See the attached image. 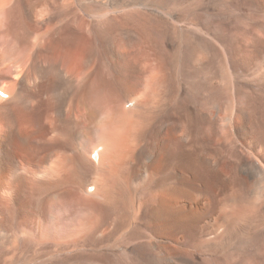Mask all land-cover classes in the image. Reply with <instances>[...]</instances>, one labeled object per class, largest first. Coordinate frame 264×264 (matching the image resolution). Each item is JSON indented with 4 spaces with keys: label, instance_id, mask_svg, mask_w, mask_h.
I'll return each mask as SVG.
<instances>
[{
    "label": "rangeland",
    "instance_id": "374dc122",
    "mask_svg": "<svg viewBox=\"0 0 264 264\" xmlns=\"http://www.w3.org/2000/svg\"><path fill=\"white\" fill-rule=\"evenodd\" d=\"M17 1L18 0H0V15H1L0 21L1 22H5L4 16H6L5 14H6V12H8L5 10H9L13 5H15V3ZM83 1L86 2L85 3L86 5L88 4L87 6H89V7H87V8H89V9H87L88 10L87 12L91 13V15H89L87 13V22L88 21L90 22V20H91V24L88 23V26L89 25H90V27L92 26L91 28L89 27V31H90L89 35H92L91 36L92 38L90 40V44H89L90 46H89L88 52H90L91 54H95L97 57L95 68H94V70H95L94 72H96V73L99 72L100 66L103 63H105L107 60L104 55L109 53L110 46H112L111 42L115 43L117 37L122 35L124 30H125L124 34H126L129 32L130 28L132 27L131 25L124 23V18L123 17L121 18V16H123L125 14H129V13H137V12L138 13L139 12L140 13H147L150 15L153 14L152 15L153 18L149 21L150 23L148 22V24H147V26L148 25L149 26L146 27L147 29H149V36L145 40L144 47H146V51L151 55V61H154L156 65H154V62L153 63L149 62L150 60L147 61L148 64L143 63V65H146V67L148 69L145 70V72L141 73V75H139V76H140L142 81H145V79H147V77L149 78V75H151L154 78L153 79L150 76L149 82L154 81V83L157 85V88H156V85H154V83H150V85H151L150 89L151 90L155 88L154 91L156 92V89H157V93H154V95L157 97H155L154 95L152 96V97H155V99L157 98V101L156 100L153 101V98L149 99V101L152 100L153 102H155V105H154V103L151 101V103L154 105V106L152 105V110L150 108V110L152 112L149 111L150 114L147 113V116H144L141 119L140 125H138L139 128L138 127L136 128L138 131L137 132L138 136L140 135L138 138L139 140H137L136 149L133 147H130L131 150L133 148V150L137 151L134 154L135 156L139 152H143L142 148H143V150L147 149L146 148L147 142L142 141L144 136L149 137V134H151L150 136L152 137L153 136L152 133L156 134L157 129L162 130L163 127L165 128V127L171 125L173 122H176V121H181L182 123L184 122L183 126L186 127V129H188L187 132L189 134L193 135V137L198 138V137H201V135H204L206 133V135L208 136V139H210L211 141L213 140V143H216V138H215L216 136L214 135V133L216 132L217 136L219 137V135H221L219 138L223 139L222 145L227 146V148L230 145L229 148L236 150L237 153L239 152V154H241V155L246 154L245 156L247 158L253 159L254 158L253 156H256L258 153L261 155L263 154V152H264V118H263V115H264V96H263L264 95V25H263L264 24V0H147L148 2L146 0H143L137 4L131 3L133 6L130 3L127 4V2L122 3V4H125V5H123L124 7H122L124 9L121 8V9L115 10L111 14L100 9L101 6H99V3H100V5H104V3H105L104 0H98L99 2L97 0H93V1L92 0H89V1L83 0ZM96 1H97V3H96ZM73 3L74 4L77 3V0H74ZM89 3H90V5H89ZM92 3L97 4V6L92 4ZM101 3H103V4H101ZM126 6H129V7L127 8ZM90 7H93V8L91 9ZM94 7H96V8H94ZM44 9L45 8L36 9L34 11L35 17L32 21L26 20L24 18L23 20L13 21L12 24H10V25L6 24V25H3L2 27L0 26V81H5L7 86L9 85L8 86L9 90L12 89V87H11V86H13L12 83L16 82L14 80V78L11 76L13 74V71H14L13 69L17 65H19V66H17V72L19 74H21L25 68V65L21 64L20 61L23 59L22 58V54H23L22 52H23V50H25L26 47L23 44L17 46L16 38H14V35H15V33H20V35H22L25 27H27L30 31L31 30L33 31L34 29L39 28L42 21H43L41 11ZM99 12H100V14H99ZM1 13H3V14H1ZM96 14H97V16H95ZM98 16H99V19L96 18ZM112 16L113 17L116 16V17L114 18L113 21H109L112 18ZM158 18H161V19H158ZM115 19H116V21H115ZM163 19H164V21H163ZM98 20H100V21H98ZM93 21H94V23H92ZM120 21H121V23H120ZM1 22H0V25H1ZM113 23H115V24H113ZM115 27L118 29L116 30ZM168 27L170 28V30ZM258 28H260V31L258 30ZM43 29H46L45 32H47V31H49L50 26H46ZM152 30H153V34L151 33ZM116 31L117 32L119 31V32L117 33ZM155 32H157V33H155ZM111 35H113V36H111ZM166 37H168V38L165 39ZM168 40H170V41L168 42ZM236 40H238V41H236ZM248 40H250V41H248ZM46 41H47L48 45H50L52 43L50 38L49 39L46 38ZM241 41H242V43H241ZM170 42L172 44H170ZM26 43H27V45H32L31 40H27ZM210 44H211V46H210ZM261 46H263V48ZM49 48L52 51H54V47L50 46ZM200 48L203 50H201ZM236 48L238 50H236ZM174 49H178V50H174ZM150 50H152V51H150ZM213 50H215V52ZM245 50H246V52H244ZM174 51H176L178 53H176ZM169 52H170V54H169ZM257 52H258V55H256ZM57 53L59 54V52H57ZM173 54H175V55H173ZM216 54L219 56H216ZM259 54H261V55H259ZM164 56H165V58H164ZM174 56H176L175 58L177 59V61H174V59H173ZM177 56H178V58H177ZM24 57L27 58V55H25ZM79 57L81 58V56L77 55V56H75L74 59H72L69 62V71L71 74H78L77 71L79 69ZM214 57H215V59H214ZM20 58H22V59L19 60ZM207 58H209V59H207ZM252 59H253V62H252ZM204 60H205V62H204ZM17 61H18V63H17ZM236 61H238V62H236ZM173 62H178V63L177 64L174 63V64H176V65H174ZM210 62H211V64H210ZM214 62L216 63V65ZM240 63H242V64H240ZM243 63L244 64L248 63V64H245V66H246L245 67ZM172 65H174V66H172ZM252 65H254V66L252 67ZM191 67H192V69H191ZM53 68H54V66H53ZM155 68H157V69H155ZM172 68H173V70H172ZM190 69L192 70V72ZM246 69L248 71L249 70L250 71L248 72ZM150 71H152V73H154V72L155 73L151 74ZM255 71H257V72L255 73ZM262 71H263V73H262ZM245 72L246 73L248 72V73L246 74ZM188 75H189V77H188ZM259 75H261V77H259ZM192 76H194V77H192ZM242 76L244 77L243 79L245 81L241 78ZM187 78H189V79L187 80ZM163 79H164V81H163ZM49 81H50V83H49ZM55 83H56V81H55ZM20 84H22V82ZM78 84H79V82H78ZM50 85H51V87H50ZM79 86H81V85H79ZM139 87L140 86H138L136 88L137 90H135V91H137V92L135 94L140 92L143 88V86L141 88H139ZM152 87H154V88H152ZM44 88L46 90L47 89H50V90L53 89L54 88V79L53 78L48 79L46 81V87H44ZM180 88H182V89H180ZM18 89H19V91H17L18 92V98H20L21 101L24 100L28 103L31 102L33 104V103L37 102V100H39L40 95L38 96L36 94H28L27 92H23L24 88H22V85H18L17 90ZM56 89H57V87L55 88V90ZM58 90H60L59 87L57 89V92H58ZM42 91H43V88H42ZM215 91H217V92H215ZM172 92H175L176 94L172 93ZM157 94H159V95H157ZM217 94H219V95H217ZM22 95H24V96H22ZM244 96H245V98H243ZM1 97L8 99V97L5 95L3 96V94H1ZM231 97L234 98L233 103H232L233 99ZM248 97L249 98L252 97L251 100ZM256 97H257V99H256ZM259 97H260V99H258ZM47 98H48V96H47V94L45 95V93L43 94V96L42 95L40 96V100L46 101ZM230 98L232 101H230ZM119 100L120 99L118 98V100L114 101V103L117 102V104L114 106L115 109H117V110L121 109V103L123 102L122 100H120V101ZM249 100H250V102H249ZM218 101H219V103H218ZM220 102H221V105L219 106ZM114 103H113V105H114ZM216 103H218V105H216ZM228 103H230V104H228ZM182 104H183V107H180V106H182ZM232 104H234V105H232ZM40 105H42V104H39L38 107L36 106V108L42 114L40 116L39 121H38V123H40V126L38 128L33 129L34 132L32 129H30L26 125L19 123L20 124V126H19L20 133L23 136L29 137V139H31L33 141L35 140L36 142L39 143V147L36 149V152H35V155L37 154L38 157H36V156L34 157L33 155H30V154L29 155L27 154L28 156L21 154L20 150L16 147L17 145L15 144L14 134L4 132L5 127H4V129L0 128V129H2V131L0 130V132L5 133L7 135V149L5 151V154L0 156V183H4V185L0 188L1 189L0 190V224L3 223L1 225V229H0V235H1V237H0V264H148L146 261V258H147V255H148L147 253L149 252V250L143 246H136L135 247V244L130 245V246L126 245L127 244L126 237H127L128 233L125 231H129L127 229H131V227H132L131 226V222H132L131 220H133V216H134L133 211L136 210L135 206L133 205V196H131V195L134 192L135 188L138 186L140 189L139 188H137V189H139L140 192L142 190H144L147 187V185L149 184L151 179L150 178L146 179L144 177L142 178L141 176H138V175H134L132 180H131V178H129L127 172L124 171L125 169L123 168V166L125 165L123 163H124L125 157L127 155L124 152L125 151L128 152L129 147L127 149L124 148L125 151L123 152L124 153L123 154L121 152L124 150L123 149L124 146H123L120 148V153L123 154L122 158H121V159H123V161H121V159H120L118 161V164H117V166H120V168L123 170H121V169L118 170L119 167L115 166L110 171L112 177L108 171H106V173H104V174H106L105 177L102 175L103 178H101V179L107 181V182L103 181V182H105L104 183L105 185L107 184L106 187L109 185V187L106 188V190L108 192L106 193L105 197L103 198L104 200H100V201L99 200H93L95 198L101 199L98 196H95V197L92 196V198H90L91 194H86L87 193L86 189L88 188L90 190V188L93 187L92 185H90V183L95 182L99 178V174H98V172L95 171L94 165H92L93 161L91 160V157H90V154L92 153L93 148H95L94 144H97V138L95 136H92V139H94L92 141H90V140L80 141L75 136V131H73L72 125L70 126L68 124L63 125L58 130H54L53 129L54 127H58L57 126L58 122L56 120H52L51 118L45 116L43 113L46 110V105L45 104H43V106H40ZM239 105H240V107H239ZM256 105H258V106L256 107ZM162 106H163V108H162ZM17 107H19V105L16 102L15 103H9L7 101L6 102L0 101V115L4 114L5 111H6V113H8V111L9 112L15 111V109H17ZM229 107H231V109ZM153 108H154V110H153ZM261 108H263V109H261ZM172 111L173 112L175 111L177 114L175 112L173 114ZM237 111H239L240 114ZM244 111L247 112V118L248 119L250 118V120H252L254 118L255 121L257 119V121H256L257 130L259 131L258 133H257V130L254 131V133H252V135H251L253 138L250 136V138L248 140V142L252 143L255 147L254 148H247L248 150H246V151L244 149L242 150V148L240 149L239 145H238L239 148L238 147L235 148V139H233L234 137L239 135L238 129H240V124H242V121L244 120V117H245ZM190 112L192 113L191 116H194L195 118L194 117L191 118ZM193 113H194V115H193ZM242 113H243V115H242ZM238 114H239V116L237 117ZM229 115H231V116H229ZM257 115H258V117H257ZM174 116H175V118H174ZM259 116H261V118H259ZM239 117H240V119L243 118V120H240ZM251 117H252V119H251ZM174 119H176V120H174ZM180 119H183V120H180ZM168 120H170L171 122L173 121V122L171 123ZM231 121H232V123H231ZM167 122H168V124H167ZM186 123H187V125H186ZM148 124H149V126H148ZM258 125H260L262 127H258ZM129 127L130 126L124 128V129H119V132L122 134H125V132H128L127 128H129ZM117 128H118V126H117ZM212 128H213V136H212V132H211ZM231 128H233V129L231 130ZM145 129H147L148 132ZM227 130H230V131L228 132ZM56 132H58V133H56ZM59 132L63 133V134L60 133V136H64L63 139H61V137L58 135ZM219 132H220V134H219ZM140 133L142 135L144 134L142 138H141L142 135ZM234 134L236 136H234ZM57 137H60V138H57ZM46 141L49 143H46ZM51 141L52 142L54 141L53 143H55V144H53ZM217 141H218V138H217ZM93 142H94V144H93ZM139 142H140V144H139ZM142 142H144L145 145H143ZM260 142H261V144L263 143V145H261ZM58 143H60V144L58 145ZM63 143H65V144H63ZM231 143H233L234 145ZM138 144L143 145V147L138 146ZM237 144L238 143L236 142V146H237ZM197 145H199V142H197L196 147H197ZM45 147L47 149H45ZM49 147H50V149L48 150ZM125 147H126V145H125ZM139 147H140V149H139ZM91 148H92V150H90ZM51 149H53V150H51ZM44 150H46L47 152ZM50 151L53 153L51 155V157L50 158L45 157V156L49 155V153H51ZM242 151L243 152L245 151V152L243 153ZM129 152H130V150H129ZM64 153H66V154H64ZM62 154H64V155H62ZM94 154H96V153L92 154V158H93ZM59 155L61 158H59ZM77 155H81V156H77ZM82 155H84V156H82ZM62 156L64 157V159ZM74 156H75V158H74ZM54 158H55V160L57 159V161H55L57 163L53 162ZM77 158H80V159H77ZM81 158L86 165L84 167V169H86V170H84V172L85 171L86 172L84 173L85 175L83 177H81L83 184H81V185L77 184L76 185V183H74V181H76V175L80 174L78 172H79V170H81V167H82V162L80 161ZM86 158H88V159H86ZM260 158H262V156H260ZM47 159H49V160H47ZM58 159H60V160H58ZM29 160H31V161H29ZM44 160H46V161H44ZM73 160H75V161H73ZM68 162H70V163H68ZM226 162L228 163L227 160H226ZM67 163L70 165H67ZM79 163H80V165H79ZM261 163H263L262 166H264V162H261ZM79 166H81V167H79ZM86 167H90L92 170L90 168H86ZM88 171H90V172H88ZM172 171L174 172V169ZM263 171H264V169H263ZM125 172H126V175H124ZM57 173H59V174H57ZM117 173H119V174H117ZM120 173H121V177H120V180H118ZM165 173L166 172H163L160 170H155L153 172V180L155 181V184L157 185L156 186V188H157L156 193H155V195L154 194L151 195L152 197L150 195L147 196L148 198L146 196L143 197L145 200L142 199V206H141L140 213L138 216L140 221L139 220L137 221L138 225L136 224L137 225L136 230L138 228H140V229L143 228L146 231L145 228H147V232H149V234H151L150 232L155 233L153 231L154 230L153 226L151 225V223L153 222L152 214L154 213V209L156 208L155 205L158 203L160 198L165 194V192L168 191L167 188H169V186L167 184L168 182L165 181L167 179ZM170 173H171V170H170ZM59 175L61 177H59ZM116 176H118V177L116 178ZM186 176H187V178L191 179L192 173H187ZM110 177H111V179H110ZM105 178H107V179H105ZM134 178H136V179H134ZM140 178L143 181H141ZM25 179H27V180H25ZM29 179L33 180L35 183L37 182L36 184L38 186H34V188H33L29 184H26L29 182ZM61 179H63V180H61ZM23 180H25V181H23ZM123 180H124V182H123ZM127 180H129V182L131 180V183H128ZM133 180L135 183L133 182ZM67 181L69 183H67ZM86 181L88 183H86ZM250 181L253 183L250 182L249 190L247 189L246 193L242 194L243 196L237 192L236 188L230 190V192L228 194L229 197H231V196L234 197L235 192H236L237 194L235 197V201L238 202V203H236V202L230 203L229 200L224 201L225 199H228L227 195H225V194L221 195L219 190L213 191V188L211 189L213 191V194L211 193L212 199L210 196L208 199V197L206 195L207 193L205 194V192L207 191V186L205 187V184H206L205 181L204 180H202V181L197 180L198 183L196 182V187L198 189V191H197L198 196L196 195V199L199 197L197 201H199L201 206L204 208H206L207 204H208V206H211V207L213 206V204L214 205L217 204V208H218V206L221 205V203L224 201V203H222L223 211H224V213L227 212L228 214H230V216L228 218L229 219L228 223H226L225 226H222L218 231H216L217 232V234H216V232H213V231H214L215 226H217L218 222H216V220L219 221V217H218V215H216V213H212L211 215L206 216L205 218L201 217V220H199L200 219L199 218L198 219L199 221L198 220L193 221V223L195 225L192 223L190 228L184 229L183 233L180 232L178 235V237H180L179 238L180 240L178 242H176L177 244H175V242L172 243L173 239L165 240L166 243L170 244L171 247L179 249L182 254L189 256V257L191 256L190 259H191L192 263H191V261H189V263H191V264H209V263H212V264H259L260 263L261 264V262H264V261H260L262 259L264 260V256H263L264 255V225H263L264 220L261 219V216L258 214V212L254 213L255 211H258L259 204L261 201L260 199H258V197H259L258 189L260 186V181H259V178H257V177L251 179ZM125 182H126V184H125ZM136 182H137V184H136ZM55 183H56V185H55ZM121 183H122V185H121ZM133 183L135 184V186L132 188ZM256 183L259 184L258 186H256L258 188L255 187ZM65 184H66V186H65ZM124 184H125V186L126 185L128 186L127 187L128 189L125 188ZM163 184L167 188H165ZM22 185L24 186V188L22 187ZM161 185H163V186H161ZM10 186H11V188H10ZM51 186H55V187L60 186L61 189L57 190L58 192L60 191V193L64 190H67V188L69 191L71 188H73L72 191H70L71 192L70 195L72 194V196H70L72 201H70L67 205L69 207L67 208V206H66V203L68 201L67 202L64 201V205H63L62 200L59 199L56 206H53L52 209H50L52 212H49V213L43 212L42 213L43 219L38 220L39 223L37 222L33 226H31V225L29 226L28 224H26L24 222L22 212H21V210H22L21 207L25 203L24 200L25 199L27 200L29 198L39 199V197H43L45 195V193L47 192V190ZM160 186H161V189H163V188L164 189L163 190L158 189V188H160ZM250 187H251V190H250ZM79 188H80V190H79ZM121 188H123V189H121ZM22 189L25 190V192ZM113 190H114L115 194H114ZM126 190H127V192H126ZM234 190H235V192H234ZM128 191H130V192H128ZM38 193L41 196L38 195ZM41 193H43V195ZM74 193H76V194H74ZM109 193L112 194L114 199L110 198L111 195ZM130 193H131V195H130ZM81 194H82V196H81ZM253 194H254V196H253ZM83 195H85V199H89V201L91 200L90 203L94 202L93 203L94 205H92V204L87 205L88 203H85L83 200H80L81 198L84 199ZM107 195H109V196L107 197ZM115 195H117V196H115ZM237 195H239V196H237ZM86 196H88V197H86ZM79 197H81V198L77 199ZM149 198H151V199H149ZM20 199H21V203H20ZM238 199H240V200H238ZM76 200L77 201L78 200L83 201L84 203L83 202H80V203L77 202V203H79V205L82 204L81 206H83V207H79L78 204H75L76 202H74V201H76ZM113 200H114V202H110ZM49 201H50V198H48V196L47 197L44 196L43 200L40 202V204L42 206L41 208H44L46 203H48ZM86 201H88V200H86ZM202 201H204V202H202ZM206 201L210 202V203H207ZM72 202H74V203H72ZM239 202H240L241 207L239 205ZM244 202H246V203H244ZM99 203H101V205ZM108 203H111V204H108ZM204 203H205V205H204ZM250 203H253V204L251 205ZM112 204H114L113 205L114 209H112V206H110ZM184 204L186 207L190 206L189 202H187V201L184 202ZM231 205H232V207H231ZM248 205H251L250 206L251 208H249ZM91 206H93V208H91ZM102 206H104V207H102ZM94 207L95 208L100 207L99 209H101V207H102V210L104 212L102 210L99 211L97 208L95 209ZM243 207L245 208L244 210H243ZM246 207H248V208H246ZM84 208H86V209L89 208V210H91V211H89V210L84 211L85 210ZM5 209L9 210V212L6 211V213H5L4 212ZM92 209L93 210L95 209L94 214H92L93 213ZM250 209L254 210V211L252 210V214L250 212L251 211ZM131 210H132V212H131ZM232 210L234 212H232ZM108 211H110L112 213H109ZM113 211H114V213H113ZM85 212L87 214H90L92 217H95L93 215H95V213H97L96 215L100 216L99 218H97V220L98 219L99 220L95 221L93 219H96V217L92 218L91 216H90L91 217V219H90V217H88V215H85ZM236 212H241V213H239V215H238ZM248 212H250V214ZM150 213H152V214H150ZM235 213H236V215H234ZM243 213H246L248 216L245 217V214L243 215ZM7 214H8V216H7ZM112 214H113V216H112ZM114 214L116 215L115 218H114ZM131 214H133V215H131ZM241 214L243 216H240ZM48 215H51V216H48ZM237 215L240 217V219L237 217ZM103 216H105V217H103ZM234 217H236V218L233 219ZM84 218L85 219L87 218L88 220H91V221H87V220L84 221ZM111 218H113V219H111ZM11 219H12V221H11ZM100 219H101V221H100ZM241 219H242V221H241ZM109 220H110V222H109ZM239 221H241V223ZM81 222H84V223L80 224ZM88 222H90V223H88ZM95 222H97V224ZM98 222H100V223L98 224ZM49 224H51V225H49ZM37 225L40 226V228ZM113 226L116 227L117 229L113 228ZM126 226H128V227H126ZM124 227H125V230H123ZM230 227L233 230L232 233H234L235 231L237 232V233L235 232L233 234V236L230 237L232 240L230 238H229L230 240H228L231 242L232 245H230V243H229L228 245H230V247L225 248L226 251H225V249L221 251V250H216L215 248H213V245L209 242H213L214 240H216L218 238V236L221 237V235ZM133 229H135V228L132 227V230ZM203 229H205V230H203ZM1 230H3V231H1ZM22 231H24V233H22ZM204 231L206 234L204 233ZM2 233H4V234H2ZM212 233H214V234H212ZM147 235H148V233H147ZM152 235L154 236V234H152ZM5 236L6 237L8 236V237L6 238ZM193 237H195V238H193ZM4 238H6V239H4ZM26 238H30V239H26ZM117 238H119V239H117ZM190 238L193 240H191ZM11 239H13V240H11ZM120 239H121V241H120ZM188 239H189V241H188ZM25 240H26V242H25ZM113 240H117V241H113ZM12 241H14V242L12 243ZM205 242H207V243H205ZM147 244H149V243L147 242ZM149 246H151V245H149ZM208 246H210V248ZM146 250H147V252H146ZM133 251H135V252L133 253ZM144 251L146 254L143 253ZM201 251L204 254H202ZM210 251H212V252H210ZM138 252H139V254H138ZM205 252L206 253L208 252L209 254L207 253V255H206ZM188 253H190V254L188 255ZM221 253H222V255H221ZM129 254H130V256H129ZM195 255H196V257H195ZM204 255H205V257H204ZM142 257H144V258H142ZM208 260L209 261L211 260V261L208 262ZM179 261H177L175 263H169L168 261L165 260L163 262L161 261L160 263L161 264H167V263L168 264H177V263L183 264L181 261L180 262ZM193 261L194 262L196 261V262L194 263ZM199 261H201V262H199ZM206 261H207V263H206ZM149 264H150V262H149Z\"/></svg>",
    "mask_w": 264,
    "mask_h": 264
},
{
    "label": "bare ground",
    "instance_id": "6f19581e",
    "mask_svg": "<svg viewBox=\"0 0 264 264\" xmlns=\"http://www.w3.org/2000/svg\"><path fill=\"white\" fill-rule=\"evenodd\" d=\"M73 1L74 0H18L15 3V5H13L10 9L8 8L9 10H5V11H8L5 14L6 16L3 15L4 18H5V22H1L0 21L1 22L0 26L1 27L3 25H6V24L10 25V24H12L13 21L23 20L24 18L26 20L32 21L34 19V17H35L34 11L36 9H38V8H45L44 10L41 11V15H42L43 21H42V23H41L39 28L34 29L33 31L32 30L30 31L27 27H25V29L23 28L24 30H23L22 35H20V33H15V35H14V38H16L17 46L23 44L26 47L25 50H23V52H22L23 53L22 54V58L23 59L22 58L19 59V60L22 59L20 61V63L25 65L24 71L21 74H19L17 72V66H19V65H17L13 69L14 71H13V74L11 76L14 78V80L16 82L12 83L13 86H11L12 87L11 90L8 89L9 85L7 86L5 81H0V93H3L5 96L8 97V99L7 98H2L1 95H0V101H5V102L7 101L9 103H15L16 102L19 105V107H17V109H15V111H11V112L8 111V113H6V111H5L4 114L0 115V128L4 129V127H5V131L4 132H8L10 134H14L15 144L17 145L16 147L20 150V153L23 154V155H27V154L29 155L30 154V155H33L34 157L35 156L38 157L37 154L35 155V152H36V149L39 147V143L36 142L35 140L33 141V140L29 139V137L23 136L20 133V130H19V126H20L19 123L26 125L27 127H29L32 130L35 129V128H38L40 126V123H38V121L40 119V116L42 115L40 113V111L36 108V106L38 107L39 104H42L40 106H43V104L46 105V110L43 113L45 116L51 118L52 120H56L58 122L57 123L58 127H54L53 128L54 130H58L63 125H67L68 124L70 126L72 125V129H73V131H75V136L80 141H83V140L92 141V140H94V139H92V136H95L97 138V144H94V142H93L95 148H93V151L90 154V157H91V160L93 161V162L92 161L91 162H92V165H94L95 171L98 172V174H99V178L95 182L90 183V185H92L93 187L90 188V190L87 188L86 189V192H87L86 194H91L90 198H92V196H94V197L98 196L101 199H96L95 198L93 200H99V201L100 200H104L103 198L105 197L106 193L108 192L106 190V188L109 187V185L106 187L107 184L105 185L104 183L107 182V181L101 179V178H103L102 175L105 177L106 174H104V173H106V171H108L109 174L111 175L110 171L115 166H117L118 161L122 158V155L124 153H126L127 155H126V157L124 156L125 160H124L123 164H125V165L123 166V168L125 169L124 171L127 172L129 178H131V180H132L134 175H138V176H141L142 178L144 177L146 179L147 178L151 179L149 184L147 185V187L144 190H142L140 192L139 191L140 188L137 185L138 187L135 188V190L132 193V195L130 193V195L133 196V205L135 206V208L137 210V211L136 210L133 211L134 212V216H133V220H131L132 221L131 222V226L133 228H135V229L132 230V227H131V229H127L126 228L129 231H125V232L128 233V235L126 237V241H127L126 245L130 246V245L135 244V247L136 246H143V247H145L146 249L149 250V252L147 253L148 254L147 258H146V261H147L148 264H149V262H150V264L151 263L152 264H157V263L159 264L161 261L163 262L165 260L168 261L169 263H175V262L180 260L183 264H191L192 263V261L190 259L191 256L189 257V256H186V255L182 254L179 249L171 247V245L166 243L165 240L173 239L172 243L175 242V244H177L176 242H178L180 240L179 239L180 237H178L180 232L183 233L184 229L190 228V226L193 223V221H196L199 218H200L199 220H201V217L205 218L206 216H209L212 213H216V215H218V217H219V221L216 220V222H218V223H217V226H215L213 232L218 231L222 226H225L226 223H228V220H229L228 218L230 216V214H228L227 212L224 213L222 203H224V201H227V200H229L230 203L236 202L235 201V197H236L237 193L234 190L235 196L234 197L233 196L229 197L228 194H229L230 190L236 188L237 192L240 195L245 194L247 189L249 190V185H250V182H251L250 180L255 178V177L259 178V181H260V186H259V189H258V193H259L258 199H260L261 201H260V204H259L258 211H255L254 213L258 212V214L261 216V219L264 220V171H263L264 166H262L263 163H261V162H264V152H263L262 155L258 153L256 156H253L254 157L253 159L247 158L245 156L246 154H242L241 155V154H239V152L237 153L236 150H234L232 148H229L230 145H229L228 148H227V146L222 145L223 144V139H220L219 137L221 135H219V137H218L216 132L214 133V135L216 136L215 137L216 138V143H213V140L211 141L210 139H208V136L206 135V133L204 135H201V137H198L199 136L198 135L197 136L198 138H195V137H193V135H191V134H189L187 132L188 129H186V127L183 126L184 122L182 123L181 121H176V122L172 121L173 122L172 123L170 120H168L172 124L167 126V127H165V128L163 127L162 130L157 129V133L156 134L152 133L153 134L152 137L150 136L151 134H149V137L148 136H144L143 137L144 134L142 135L140 133L142 135L141 138L143 137L142 141L147 142L148 146L146 145V148H147L146 150H143V148H142L143 152H139L138 154H136V156L134 155L137 151L133 150V148L136 149L137 140H139L138 138L140 136V135L138 136V133H137L138 131H137L136 128L137 127L139 128L138 125H140L141 119L144 116H147V113L150 114L149 111L152 112L151 110H152V105L153 104L151 103L152 100L149 101V99L153 98V101H155V100L157 101V98L155 99V97H157V96L154 95V93H157V89H156V92L154 91L155 90V88H154L155 86L152 87L154 89H152V90L150 89V86H151L150 83H154V81L149 82V78H150L151 75H149V78L147 77V79H145V81H142L140 76H139V75H141V73L145 72V70L148 69L146 67V65H143V63L148 64L147 61H149V60H150L149 62H152V63L154 62V61H151V55L146 51V47H144L145 40L149 36V29H147L146 27L149 26V25L147 26V24L153 18V16H152L153 14L150 15V14H147V13H140V12L138 13L137 12V13H129V14H125V15L121 16V18L122 17L124 18V23L129 24L132 27L130 28L129 32L126 33V34H124V32H125V30H124L123 34L117 37L115 43L111 42L112 46H110L109 53L104 55L107 60H106L105 63H103L100 66L99 72L96 73V72H94L95 71L94 68H95L96 58L97 57H96L95 54H91L90 52H88V49H89V46H90L89 45L90 44V40L92 38L91 37L92 35H89V33H90V31H89L90 25L88 26V23L91 24V20H90V22L89 21L87 22V13H88L87 9H89L87 7H89V6H87L88 4L86 5L85 4L86 2L83 1V0H77V3H75V4L73 3ZM87 1H89V0H87ZM97 1H96V3H97ZM104 1H105L104 5H100V3H99V6H101L100 9L111 14L113 11L121 9L122 7H124L123 5H125V4H122V3H126L127 2V4H129V3L130 4L131 3L132 4L133 3L137 4V3H139V2H141L143 0H104ZM92 4H94V3H92ZM101 4H103V3H101ZM89 5H90V3H89ZM94 5L97 6V4H94ZM129 6H126V7L128 8ZM90 8L92 9L93 7H90ZM94 8H96V7H94ZM122 9H124V8H122ZM1 14H3V13H1ZM88 14L91 15V13H88ZM99 14H100V12H99ZM95 16H97V14ZM99 16L96 17V18L99 19ZM115 17L112 16V18L109 21H113ZM161 18H158V19H161ZM94 21L92 23H94ZM98 21H100V20H98ZM115 21H116V19H115ZM163 21H164V19H163ZM120 23H121V21H120ZM113 24H115V23H113ZM46 26H50V29L47 32H45L46 29H43ZM117 29L118 28H116V30ZM153 30L151 32L152 34H153ZM169 30H170V28H169ZM258 30L260 31V28H258ZM155 33H157V32H155ZM111 36H113V35H111ZM46 38L47 39L50 38V40L52 42L50 45H48V43L46 41ZM167 38L168 37H166L165 39H167ZM27 40H31L32 41V43H31L32 45H27V43H26ZM250 40H248V41H250ZM169 41L170 40H168V42ZM236 41H238V40H236ZM241 43H242V41H241ZM170 44H172V43L170 42ZM50 46L54 47V51H52L49 48ZM210 46H211V44H210ZM261 47L263 48V46H261ZM174 50H178V49H174ZM201 50H203V49H201ZM236 50H238V49L236 48ZM150 51H152V50H150ZM213 51L215 52V50H213ZM57 52H59V54ZM174 52H176V51H174ZM244 52H246V50ZM176 53H178V52H176ZM169 54H170V52H169ZM261 54H259V55H261ZM25 55H27V58L24 57ZM77 55L81 56V58L79 57V69L77 71L78 74H71L70 71H69V62L72 59H74L75 56H77ZM173 55H175V54H173ZM256 55H258V52H257ZM216 56H219V55L216 54ZM175 57L176 56H174L173 59H174V61H177V59ZM164 58H165V56H164ZM177 58H178V56H177ZM207 59H209V58H207ZM214 59H215V57H214ZM178 62H173V64L174 63L177 64ZM204 62H205V60H204ZM236 62H238V61H236ZM252 62H253V59H252ZM17 63H18V61H17ZM248 63H245V64H248ZM176 64H174V65H176ZM210 64H211V62H210ZM240 64H242V63H240ZM245 64H244V66H245ZM154 65H156L155 62H154ZM174 65H172V66H174ZM215 65H216V63H215ZM53 66H54V68H53ZM253 66L254 65H252V67ZM155 69H157V68H155ZM191 69H192V67H191ZM172 70H173V68H172ZM150 72H151V74L155 73V72L152 73V71H150ZM191 72H192V70H191ZM256 72L257 71H255V73ZM262 73H263V71H262ZM188 77H189V75H188ZM192 77H194V76H192ZM259 77H261V75H259ZM50 78L54 79V88L51 89V90L50 89L46 90L44 87H46V81L48 79H50ZM241 78L243 79L244 77L242 76ZM188 79L189 78H187V80ZM55 81H56V83H55ZM163 81H164V79H163ZM21 82H22V84H20ZM78 82H79V84H78ZM49 83H50V81H49ZM18 85H22V88H24V90H25V91L23 90V92H27L28 94H36L38 96L39 95L43 96V94L45 93V95L47 94L48 98L46 99V101H44V100H40V96H39V100H37V102H35L33 104L31 102L28 103V102H26L24 100L21 101V99L18 98V92H17V91H19V89L17 90ZM79 85H81V86H79ZM154 85H156V84L154 83ZM138 86H140L139 88H141L143 86V88H142V90L140 92L135 94L137 92L135 90H137L136 88ZM50 87H51V85H50ZM56 87H57V89H58V87L60 88V90H58V92H57V89L55 90ZM42 88H43V91H42ZM156 88H157V85H156ZM180 89H182V88H180ZM215 92H217V91H215ZM172 93H175V92H172ZM153 95L155 97H152ZM157 95H159V94H157ZM217 95H219V94H217ZM22 96H24V95H22ZM118 98L123 101L121 103V109L120 110L119 109L117 110L114 107L117 104V102L114 103V101L118 100ZM231 98H230V101H232ZM243 98H245V96ZM251 98H249V99L251 100ZM232 99H233V101H232V103H233L234 102V98H232ZM256 99H257V97H256ZM258 99H260V97ZM250 100H249V102H250ZM113 103H114V105H113ZM153 103L155 105V102H153ZM218 103H219V101H218ZM218 103H216V105H218ZM228 104H230V103H228ZM220 105H221V102H220L219 106ZM232 105H234V104H232ZM257 106L258 105H256V107ZM180 107H183V104ZM239 107H240V105H239ZM150 108H151V110H150ZM154 108H153V110H154ZM162 108H163V106H162ZM229 108L231 109V107H229ZM261 109H263V108H261ZM174 112H173V114H174ZM237 112L239 113V111H237ZM239 114L237 115V117L239 116ZM191 115H192V113L190 114V116ZM193 115H194V113H193ZM242 115H243V113H242ZM244 115H245L244 120H243V118L240 119L241 116L239 117L240 120H243L242 124H240V129H238V134L239 135L236 136L234 134V136H236V137L233 136L234 137L233 139H235V148L238 147V145H239L240 149L242 148V150L244 149L246 151V150H248L247 148H254L255 147L252 143H249L248 140H249L250 136L252 135V133H254V131L257 130V123H256L257 119H256V121L254 120V118L252 119V117H251L252 120H250V118L248 119L247 118V112H245V111H244ZM229 116H231V115H229ZM192 117H194V116H191V118ZM257 117H258V115H257ZM174 118H175V116H174ZM259 118H261V116H259ZM263 118H264V115H263ZM174 120H176V119H174ZM180 120H183V119H180ZM231 123H232V121H231ZM167 124H168V122H167ZM186 125H187V123H186ZM117 126H118V128H117ZM128 126H130L129 128H127L128 132H125V134H122V133L119 132V129H124V128L128 127ZM148 126H149V124H148ZM258 127H262V126L258 125ZM213 128L211 129L212 131L210 130L212 132V136H213ZM2 129H0V130L2 131ZM232 129L233 128H231V130ZM145 130L148 132L147 129H145ZM227 131L229 132L230 130H227ZM33 132H34V130H33ZM258 132L259 131L257 130V133ZM56 133H58V132H56ZM60 133L61 132H59V134H58L59 136H60ZM61 134H63V133H61ZM219 134H220V132H219ZM60 137H61V139H63L64 136H60ZM60 137H57V138H60ZM217 138H218V141H217ZM197 142H199V145H197V147H196ZM236 142L238 143L237 146H236ZM46 143H49V142L46 141ZM65 143H63V144H65ZM142 143H143V145H145L144 142H142ZM53 144H55V143H53ZM59 144L60 143H58V145ZM139 144H140V142H139ZM139 144H138V146L143 147V145H139ZM231 144H233V143H231ZM260 144H261V142H260ZM125 145H126V147H125ZM261 145H263V143ZM121 147H123V149L124 148L127 149L129 147L128 152L125 151V149L124 150L122 149L123 151H121V152L122 153L124 151L125 152L123 154L120 153V148ZM130 147H133L132 150H131ZM140 147H139V149H140ZM6 149H7V135L5 133L0 132V156L5 154ZM45 149H47V148L45 147ZM49 149H50V147L48 148V150ZM51 150H53V149H51ZM90 150H92V148ZM129 150H130V152H129ZM44 151H46V150H44ZM93 153L97 154L95 159L92 158V154ZM52 154L53 153L51 152V153H49V155H47L45 157L50 158ZM64 154H66V153H64ZM64 154H62V155H64ZM60 155H59V158H61ZM77 156H81V155H77ZM82 156H84V155H82ZM260 156H262V158H260ZM74 158H75V156H74ZM63 159H64V157H63ZM77 159H80V158H77ZM86 159H88V158H86ZM225 159L228 161V163L226 162ZM31 160H29V161H31ZM47 160H49V159H47ZM53 160H54L53 162L57 161V159L55 160V158ZM58 160H60V159H58ZM44 161H46V160H44ZM73 161H75V160H73ZM80 161L82 162V167L79 166V167H81V170L78 169L79 170L78 173H80V174L76 175V181H74V183H76V185L77 184H79V185L83 184L82 183L83 181L81 180V177H83L85 175L84 173L86 172V171L84 172V170H86V169H84V167L86 165H85L84 161L82 160V158H81ZM121 161H123V159H121ZM55 163H57V162H55ZM68 163H70V162H68ZM68 163H67V165H70ZM79 165H80V163H79ZM117 167H119L118 170L121 169L120 166H117ZM86 168H90V167H86ZM173 169H174V172L172 171ZM121 170H123V169H121ZM155 170H160V171L166 172L165 174H166L167 179L165 181L168 182L167 184H168L169 188H167L163 184L164 187L168 189V191L165 192V194L160 198L158 203L155 205L156 208L155 209L153 208L154 209V213L153 214L150 213V214H152V220H153L151 225L153 226V229H154L153 231L155 233L150 232L151 234H149V232H147V228H145L146 231L143 228L142 229L138 228L136 230V226L138 225L137 221L138 220L140 221L138 216H139L140 209H141V206H142V199H144L143 197H145V196L147 197L148 195L151 196L153 194L155 195V193H156V189H157L156 186L157 185L155 184V181L153 180V172ZM170 170H171V173H170ZM88 172H90V171H88ZM126 172L124 173V175H126ZM187 173H192V178L190 177L191 179L187 178V176H186ZM57 174H59V173H57ZM117 174H119V173H117ZM60 175H59V177H61ZM111 177H112V175H111ZM111 177H110V179H111ZM117 177L118 176H116V178ZM120 177H121V173H120V176H119L118 180H120ZM105 179H107V178H105ZM134 179H136V178H134ZM25 180H27V179H25ZM25 180H23V181H25ZM61 180H63V179H61ZM131 180H130V182H129V180H127L128 183H131ZM197 180H201V181L204 180L205 181V183H206L205 187L207 186V191L205 192V194L207 193L206 195H207L208 199H209V196L211 197V193L213 194V191H217V190L220 191L221 195H224V194L227 195L228 197L227 196L226 197L228 199H225V200L223 199L224 201L223 202L221 201L222 203L220 202L221 205L218 204L219 205L218 208H217V204L216 205L213 204L212 207L208 206V204H207L208 207L207 206H206V208L202 207L201 204L199 203V201H197L199 197L196 199V195H197V191H198V189L196 187ZM68 181H67V183H69ZM103 181H105V182H103ZM141 181H143V180L141 179ZM123 182H124V180H123ZM126 182H125V184H126ZM133 182H134V180H133ZM36 183L33 180L29 179V182L26 183V184H29L31 187L34 188V186H38ZM86 183H88V182L86 181ZM251 183H253V182H251ZM125 184H124V186H125ZM133 184H132V188L135 186V184L134 185ZM136 184H137V182H136ZM256 184H255V187L259 185V184H257V185ZM3 185H4V183H0V188ZM55 185H56V183H55ZM121 185H122V183H121ZM163 185H161V186H163ZM65 186H66V184H65ZM161 186L158 189H161ZM22 187L24 188L23 185H22ZM127 187L128 186L126 185L125 188H127ZM10 188H11V186H10ZM137 188H139V189H137ZM212 188H213V191L211 190ZM256 188H258V187H256ZM58 189L60 190L61 187L60 186L59 187L58 186L57 187L51 186L47 190V192L45 193L44 196H46V197L48 196V198H50V201L48 203H46L44 208H41L42 206L40 204V202L43 200L44 196L43 197H39V199L29 198L27 200L26 199L24 200L25 203L21 207L22 208L21 212H22V216H23L24 222L26 224H28L29 226L30 225L33 226L35 223L38 222V220L43 219L42 218V213L43 212H45V213L52 212L50 209H52L53 206H56V204H57L59 199L62 200L63 205H64V201L65 202L68 201L66 203V206L68 205V203L70 201H72L71 197H70V196H72V194L70 195V193H71L70 191H72L73 188H71L70 191L67 188V190L62 191L61 193H60V191L59 192L57 191ZM121 189H123V188H121ZM163 189H161V190H163ZM79 190H80V188H79ZM250 190H251V187H250ZM23 191L25 192V190H23ZM113 192H114V190H113ZM126 192H127V190H126ZM128 192H130V191H128ZM41 194L43 195V193H41ZM74 194H76V193H74ZM114 194H115V192H114ZM254 194H253V196H254ZM38 195H40V194L38 193ZM85 195H83L84 199H82L81 197H79L77 199L81 198L80 200H83L85 203H88L87 205H89V204L94 205L93 201H92L93 203H90L91 200L89 201V199H85ZM110 195H111L110 198H113L112 194H110ZM117 195H115V196H117ZM81 196H82V194H81ZM108 196L109 195H107V197ZM237 196H239V195H237ZM86 197H88V196H86ZM149 199H151V198H149ZM211 199H212V197H211ZM80 200H78V201L76 200L74 202H76L75 204H78L79 207H83V206H81L82 204L79 205L80 202H83V201H80ZM86 200H88L89 202L86 201ZM238 200H240V199H238ZM186 201L189 202V204H190L189 207L185 206L184 202H186ZM74 202H72V203H74ZM77 202H79V203H77ZM110 202H114V200L110 201ZM202 202H204V201H202ZM20 203H21V199H20ZM207 203H210V202H207ZM236 203H238V202H236ZM244 203H246V202H244ZM99 204L101 205V203H99ZM108 204H111V203H108ZM250 204L252 205L253 203H250ZM113 205L114 204L110 205V206H112V209H114ZM204 205H205V203H204ZM239 205H240V202H239ZM251 205H248L249 208H251L250 207ZM68 207L69 206H67V208ZM102 207H104V206H102ZM102 207H101V209H99L100 207H98V208L96 207V208L100 211V210H102ZM231 207H232V205H231ZM240 207H241V205H240ZM91 208H93V206H91ZM246 208H248V207H246ZM84 209H85L84 211L89 210V208H87V209L84 208ZM95 209L94 210L92 209L93 210L92 214H94ZM244 209L245 208L243 207V210ZM233 210H232V212L235 211V210L234 211ZM252 210L250 211L251 214H252ZM6 211L9 212V210L5 209L4 212L6 213ZM89 211H91V210H89ZM108 212L112 213L110 211H108ZM131 212H132V210H131ZM250 212H248V213L250 214ZM113 213H114V211H113ZM236 213L239 215V213H241V212H236ZM236 213L234 215H236ZM96 214L97 213H95V215H93V216L96 217V219H93V220L98 221L99 219L97 220V218H99L100 216H97ZM244 214H245V217L248 216L246 213H243V215ZM85 215H88V217L91 216L90 214H87L86 212H85ZM131 215H133V214H131ZM238 215H237V217L240 219V217ZM243 215L241 214L240 216H243ZM7 216H8V214H7ZM48 216H51V215H48ZM105 216H103V217H105ZM112 216H113V214H112ZM91 217H90V219H91ZM95 217H92V218H95ZM115 217H116V215L114 214V218ZM87 218L86 219L84 218V221H86V220L87 221H91V220H88L89 218L88 219ZM235 218L236 217H234L233 219H235ZM111 219H113V218H111ZM11 221H12V219H11ZM100 221H101V219H100ZM241 221H242V219H241ZM241 221H239V222L241 223ZM109 222H110V220H109ZM82 223H84V222H81L80 224H82ZM88 223H90V222H88ZM95 223L97 224V222H95ZM99 223L100 222H98V224ZM2 224H0V229H1V225ZM49 225H51V224H49ZM38 227L40 228V226H38ZM126 227H128V226H126ZM113 228H116V227L113 226ZM123 230H125V227L123 228ZM203 230H205V229H203ZM1 231H3V230H1ZM146 232L148 233V235H147ZM232 232H233V230L230 227L229 229H227L221 235V237L218 236L217 239L215 238L216 240H214V241L212 240L213 242H209V243H211L213 245V248H215L216 250H221L222 251L225 248H228V247H230V245H232L231 242L228 241V240L231 239L230 237H232L233 234L236 231L234 233H232ZM22 233H24V231H22ZM204 233H205V231H204ZM2 234H4V233H2ZM152 234H154V236ZM212 234H214V233H212ZM216 234H217V232H216ZM0 237H1V235H0ZM6 238H4V239H6ZM193 238H195V237H193ZM26 239H30V238H26ZM117 239H119V238H117ZM11 240H13V239H11ZM191 240H193V239H191ZM113 241H117V240H113ZM120 241H121V239H120ZM188 241H189V239H188ZM13 242L14 241H12V243ZM25 242H26V240H25ZM147 242L149 244H147ZM205 243H207V242H205ZM229 243H230V245H228ZM149 245H151V246H149ZM208 247L210 248V246H208ZM225 251H226V249H225ZM134 252L135 251H133V253ZM146 252H147V250H146ZM210 252H212V251H210ZM143 253H145V251ZM201 253H202V251H201ZM207 253H206V255H207ZM138 254H139V252H138ZM189 254L190 253H188V255ZM202 254H204V253H202ZM221 255H222V253H221ZM129 256H130V254H129ZM195 257H196V255H195ZM204 257H205V255H204ZM142 258H144V257H142ZM189 261H191V263H189ZM210 261L208 260V262H210ZM260 261H264V260L262 259ZM199 262H201V261H199ZM206 263H207V261H206ZM177 264H179V263H177ZM209 264H212V263H209ZM261 264H264V262H261Z\"/></svg>",
    "mask_w": 264,
    "mask_h": 264
}]
</instances>
